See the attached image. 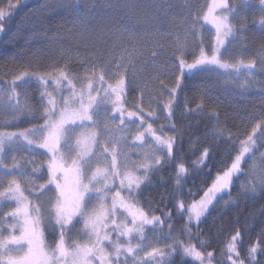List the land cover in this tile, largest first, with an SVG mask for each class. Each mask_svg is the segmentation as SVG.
<instances>
[{"label":"snow or ice","instance_id":"snow-or-ice-1","mask_svg":"<svg viewBox=\"0 0 264 264\" xmlns=\"http://www.w3.org/2000/svg\"><path fill=\"white\" fill-rule=\"evenodd\" d=\"M20 6L21 0H15V3L13 0H0V32L4 31L3 21L10 18ZM247 6L248 0H240L239 3L214 0L208 6V12L205 13L204 19L210 20L211 24L215 26L216 32L215 43L210 45L211 54L209 55L203 47H200L203 44V40H200L196 45L199 54L197 55L195 49L189 53L194 57L193 61L188 63L181 58L176 64V70L180 75L176 77V87H173L169 92L172 99L162 106L167 113L165 119L172 115L175 107V94L181 86L182 78H188L190 74L194 75L196 72L219 69L228 72L255 68V61L244 64L241 60L229 64L221 59L227 51L225 40L228 37L235 39L237 32L247 29V16L244 14ZM258 6L261 13L259 24L264 26V0H258ZM123 7L126 12L125 17L120 21L119 34L111 33L116 41L114 48L119 46L122 50L121 59L116 64L115 72L113 73L112 62L104 65L103 71L99 75H96L94 71L97 66L95 61L85 68V71H88L89 68L93 69V77L99 82V88L89 82L86 92L82 88L77 93L72 87V82L67 81L70 95L67 97L59 95L58 98H53L50 93L42 94L40 97L42 111L38 114L34 113L27 104L24 109H21L18 101L7 105V107L20 112L21 115L27 113L37 123L22 132L0 133V167L7 169L9 173L20 167L21 175L31 177L33 173L39 172L41 175L46 174L48 179L45 183L30 184L28 196L24 195L20 183L15 179L8 181L4 191L0 192V197H8L16 204V207L10 212L0 214L3 216V219H0V264H130V262L131 264H151L152 261H159L160 264H176L177 256L181 258L180 264H189L184 259L185 257L193 258L198 264H205V261L207 264H212L215 259L213 252L201 250L208 247V243L206 240L200 239L203 232L199 228V223L193 225V220L202 222V217H205V214L210 211V207H214V198L217 197V194L236 186L234 180L239 175L245 174L241 163L246 154H252V149L256 146L254 134H257V129L260 130L261 143L264 144V120L259 121L252 128V134L240 141L239 154L232 160L231 165L222 171V174L218 173L215 176L211 186L204 191V195L199 201H193L190 205L184 202L176 205L179 215H183L181 209L187 212V219L179 231L190 240L193 237L191 229L196 227V238L199 240L200 247L186 245L183 241L173 239L163 249L152 248L151 252L145 253L146 258L138 256L137 253L143 251L146 239L144 236L145 226L163 224V221L158 216L149 219L143 209L135 207V203H139V198L144 196L146 203L151 208L152 201L147 199L144 192V189L151 184L149 172L162 169L165 165L171 166L175 160L174 147L177 152L180 151L179 144L182 143V140L178 138L163 139L156 136L152 125L148 124L146 131L153 134L156 151L164 153L165 156L161 159L153 155L151 164L142 163L139 166H134L137 167V170L144 172V176L141 178L130 172L121 174L117 165L119 153L115 149L109 151V148L101 143V133L89 132L85 135L83 132H77V128L86 126L88 122H91L95 127L102 125L105 131H109L107 121L115 120L116 114H119L121 121L119 127H123L125 123V110L118 107L124 103L121 97L125 91V80L121 77L115 87L109 85L105 88L103 87L104 78L109 74L119 75L121 70L126 68L125 61H127V65H133L136 59H142L137 56L138 53L143 52L139 46L141 33L136 25L129 27L128 23L135 19L137 25L142 27L143 23H147V21H141L135 12L137 5L131 0ZM216 9L225 15H215ZM230 16L239 18V27L229 22ZM172 23L174 24L175 20ZM195 23L194 19L192 24L195 25ZM253 23H256L255 19ZM153 27L156 26L153 25ZM101 38L105 39L106 37L101 34ZM176 47L177 50H182L186 44H181L177 38ZM95 52L98 58L103 57V49L98 48ZM151 55L154 58L156 52H152ZM258 55L261 71H264V37H262ZM16 79L21 80L22 77ZM61 80H66L65 73L62 71L59 73L57 83ZM132 82L134 81H130V83ZM14 86L15 81L12 85L13 89ZM93 91H96L98 95L93 96ZM85 96H87L86 102ZM113 96L115 99L110 100L109 98ZM14 97L15 92L13 91V97L9 99L12 100ZM76 105L78 106L71 107ZM109 107L112 110L111 115L108 111ZM135 107H137V111L128 112L127 117H137L142 111L138 106ZM149 115L152 116L154 113H149ZM14 118L19 119V116ZM139 119L144 121L142 115L139 116ZM39 121H43V123H39ZM141 126L143 125L141 124ZM162 129L163 126L159 130L162 131ZM172 130L175 131L174 128ZM20 138L26 141V146L33 152L44 149L46 154H51L47 161L46 173L41 172L42 164H33L31 173L27 172L26 167L17 165L15 156H12L11 166L3 164L2 154L6 150H11L10 147L6 149V144L10 146L14 140ZM115 139L113 134L108 143H112ZM135 139L143 141L144 134L137 135ZM92 145H96L98 153L93 151ZM62 149L63 153H61ZM73 153H75L74 156ZM64 154L72 157L70 167L61 162ZM58 155H60V159H57ZM208 155L209 152L205 149L200 162ZM261 158L264 159V153H261ZM94 160L95 168H93ZM101 162L107 166L100 167ZM29 163L30 161L25 159L24 165ZM123 166L126 168L127 162H124ZM184 172L185 168L181 164L176 172L177 188L181 187L180 181L183 178L181 174ZM254 172L255 162L249 166L248 174L252 175ZM210 174L209 171L207 175ZM243 188L241 194L245 196L255 195L257 191L264 194V170L261 171L258 181L257 177L252 175V180L246 183ZM122 193H127L129 199L135 203L126 201ZM228 194L230 195V192ZM189 195L195 194L189 189ZM29 196L32 197V200L29 199ZM109 199L111 203L106 206ZM96 204H99L100 208H97ZM126 213L131 217L132 227H128L127 223L118 222L121 216L127 219ZM164 215L168 220L172 219L170 213H164ZM9 219L14 222L7 223ZM169 230L171 231V226H169ZM5 233L8 234L5 235ZM133 233H136L137 236L133 237ZM260 235L264 237V227L261 228ZM74 237H86L87 242L80 243ZM133 238L139 239V243L133 245L131 243ZM125 239L127 242L122 243L121 241ZM240 243H242L241 233L236 230L226 243L227 258L218 261L217 264H245V259L248 264H262L256 258L258 252L264 255V248L260 246L259 242L245 249V259H241L238 251L237 246ZM109 248L111 251H108ZM221 251L223 254L225 249Z\"/></svg>","mask_w":264,"mask_h":264},{"label":"trees","instance_id":"trees-1","mask_svg":"<svg viewBox=\"0 0 264 264\" xmlns=\"http://www.w3.org/2000/svg\"><path fill=\"white\" fill-rule=\"evenodd\" d=\"M254 1L257 0L250 2ZM85 2L88 3L83 4ZM110 4L109 0H21V6L10 18L3 21L4 31L0 32V88L13 92L22 84L28 106L36 114L42 111L40 84L36 79L29 77L59 69L64 73L68 71L80 75L93 61L96 65L102 63L115 44L111 33L115 30L119 11L115 12ZM233 18L231 19L237 21ZM254 19L255 17H250L246 21L249 42L247 52L252 56L249 58L256 63L259 60V51L256 49L258 37L251 39L249 31L255 29L259 33L261 29L253 23ZM166 30L171 33L170 36L186 37V31L177 22L167 24ZM101 34L106 38L102 39ZM147 36L150 40L156 38L153 25L147 30ZM200 40L196 38L197 42L192 44L188 40L186 47L180 52H173L177 56L173 57L170 67H161L162 72L159 69L158 74H152L153 81L161 79V83L176 87L175 80L180 75L176 64L181 58L191 63L194 57L189 53L195 49L197 55L199 54L196 45ZM205 41L209 42L208 39ZM205 41L200 47L209 54L210 44L207 50ZM98 48L104 50L102 58L96 55L95 50ZM260 48L261 46L259 50ZM227 73L219 69L196 72L188 78H182L181 86L175 94V107L169 117V124L163 126L162 131L159 130L162 125L157 123L156 116L152 115L156 133L162 137L169 135L170 138L182 140L179 144L180 151L177 152L174 147L175 160L171 166L165 165L162 169L149 172L151 184L144 192L147 199L152 201L151 208L144 196L139 198L138 203L148 210L149 217L158 216L163 221V224H154L152 228L163 248L173 239L200 247L196 238V227L191 229L193 237L190 240L179 231L187 219V212L181 209L183 215H179L176 205L180 202L190 205L193 201H199L215 176L222 174L239 154L240 141L252 134V128L264 120V103L254 98L257 96L254 92L233 84ZM262 75L264 76V73ZM17 77L24 78L17 80ZM156 77L157 79H154ZM62 88L69 90L66 85ZM136 92V87H131L130 99H134ZM34 123L37 121L25 113L19 119L7 120V123L4 122L0 127L26 130ZM259 132L257 129L254 138H259L260 142L252 154H246L242 160L241 167L245 174L234 180L236 186L217 194L214 207H210V211L202 217V222L193 220V225L199 223L203 232L200 239L208 243V247L201 250L214 253L212 264L227 258L226 243L236 230L241 233L242 243L237 246L241 259H245V249L252 244L259 242L264 248V237L260 235V230L264 227V194L259 191L255 195L241 194L243 186L252 180V176L247 174L250 162L253 159H262L261 153H264V144L261 143ZM205 149L209 155L200 162ZM181 164L185 172L181 174V187L177 188L176 172ZM209 171L211 174L207 175ZM189 189L195 195H189ZM164 213H170L172 219L168 220ZM151 227L152 225L148 229ZM148 229L144 231V236ZM222 249H225L223 254ZM256 258L264 264V255L258 252ZM175 259L176 264H180L181 258L177 256ZM184 259L189 264H198L191 257ZM245 264H248L246 259Z\"/></svg>","mask_w":264,"mask_h":264},{"label":"rangeland","instance_id":"rangeland-1","mask_svg":"<svg viewBox=\"0 0 264 264\" xmlns=\"http://www.w3.org/2000/svg\"><path fill=\"white\" fill-rule=\"evenodd\" d=\"M85 1V0H82ZM97 1V0H94ZM110 5L114 8L115 12L119 11L117 15V20L115 24V30L113 32H117L119 34V29L121 27L120 21L125 17L126 9L123 7L129 0H109ZM252 0H248V6L244 11V14L247 16V20L250 17H255L256 23L261 31L259 33L255 29H251L249 31L250 38L258 37L256 42V49L259 51V46L262 45V37H264V26L259 24V19L261 16L260 9L258 6V0L254 2H250ZM131 2L135 3L137 7L135 8L136 14L141 18V21H147V23H143V26H139L136 23V20L133 19L128 23L129 27L134 25L137 26V29L140 31V48L143 49L142 53H138V58L134 61L133 65H127V61H125L126 68L122 69L119 75L109 74L104 78L103 87L107 88L109 85L113 87L116 86L117 81L123 77L125 80V91L121 99L124 101L118 107L124 109V115L126 117L125 123L123 127H119L121 121L119 119V114L115 120H108L109 131H105L103 126L95 127L88 122V124L82 128H77V132H83L85 135L89 132H97L102 134L101 143L105 144L109 151L115 149L119 155L117 156V165L121 174L124 172H130L135 176H139L143 178L144 172L142 170H137V167L142 163H152V156L155 155L159 158L165 156L164 153L156 151L155 138L151 132H147L146 129L148 124L152 125V129L155 132L153 127L154 118L150 116L147 111L150 113H154V116L157 118V123H160L162 126H167L169 124V118L165 119L167 113L163 110V105L167 104L172 97L169 95L170 90L173 88L171 85H165L161 83L159 80L153 81L152 74H158L157 71L161 67H170V63L172 62L173 57L177 56L173 52H180L177 50L176 41L179 38L181 44H187L188 40L193 43H196V38L209 40L205 41V45L207 50H209V44L212 45L215 43L216 32L215 26L211 24L210 20H205L204 15L208 12V6L214 2V0H131ZM218 2V0H217ZM240 0H228V3H239ZM85 2L83 4H86ZM253 7V8H252ZM215 15L221 16L225 15L219 9H216ZM232 16L229 17V22L239 27L240 20L236 17L237 21L231 19ZM196 20L195 25L192 24L193 20ZM178 23V25H182V29L186 31V37L180 38L179 36H170L166 30L167 24H173L172 21ZM187 21V23H185ZM151 25H155L154 27L156 38L154 40H150L147 36V30L150 29ZM159 32V34H157ZM259 35V36H258ZM113 42L116 43L115 37H113ZM126 39V37H125ZM225 45L227 47V51L225 55L221 57V59L229 64L236 63L237 61H243L244 64H248L251 61H254L252 57L247 51L249 47L248 42V30L246 29L243 32H237L235 35V39L232 37H228L225 40ZM127 46V45H126ZM112 51L108 52V54L104 57V61L102 63H98L96 68L94 69L96 75H99L108 62H112L113 73L115 72L116 64L121 59V48L116 46ZM224 51V49H221ZM156 52V56L153 58L151 53ZM211 53H209L210 55ZM230 61H228V60ZM225 72L223 69H221ZM62 69H59L54 72H49L43 75H36L34 77H29L36 79L39 82V87L41 91V95L44 93H50L53 98H58L59 95H63L67 97L70 95L69 90H65L62 88L63 85L69 87V84L61 80L57 83V78ZM162 72V70L160 69ZM264 71H261L260 60L255 63V68L251 70H241V71H228V75L231 78L233 84L237 87L247 90L249 92H254L257 96L254 98L264 103V76L262 75ZM66 80L71 81L72 87L75 88L76 92L79 93L83 88L85 92L87 91V85L91 82L95 87L99 88V82L93 77V69L89 71H85L83 74L75 75L71 72H65ZM160 77V75H159ZM24 77H22L23 79ZM154 79H157L154 78ZM130 81H134L130 83ZM109 83V84H108ZM131 87H136L137 92L134 99H130V89ZM15 97L10 100V97H13V92H9L6 89L0 88V126L4 124L5 121L9 119H15L14 117L22 115L20 112L13 110L12 108L7 107L9 103L19 102L21 109H24L25 104L27 103L26 91L24 86L21 84L20 87H16ZM93 96H97L98 93L96 91L92 92ZM47 99V97H45ZM111 99H115V97H110ZM87 100V96H85V102ZM71 106V107H77ZM142 111L139 112L137 117H127L128 112H136L137 107ZM109 114H112L111 107L108 109ZM142 115L144 117V121H140L139 116ZM134 121V122H133ZM141 124L143 126H141ZM24 130H11L9 128L0 127V133H18ZM115 135L116 139L112 143H108L109 138L112 135ZM144 134L143 141H136L135 137L137 135ZM156 136H160L163 139H169V135L161 136L160 134L155 132ZM254 137L256 135L254 134ZM256 141V146L260 142L259 138H254ZM154 140V141H152ZM256 146L252 149V152L255 150ZM10 147V151L6 150L3 156V164H7L9 166L12 165V156L16 157V163L18 166L26 167L27 172L31 173L33 164L40 165L41 172H45L47 170V161L50 159L51 154H46V150L38 149L33 152L29 147L26 146V141L23 138L18 140H14L12 144L9 146L6 144V149ZM93 151L98 153V149L96 145H92ZM63 153V149L61 150ZM73 156L75 153L72 154ZM248 155V154H247ZM60 155H58L57 159H60ZM71 156L67 154L63 155L62 163H65L66 166H71ZM27 159L30 161L26 166L24 165V161ZM110 159V157H109ZM127 162V167L123 166V163ZM255 162V172L252 175H255L257 179H259L260 173L264 170V159H253L250 162V165ZM249 165V166H250ZM100 167H106L107 165L104 162H101ZM96 167L95 160L93 161V168ZM249 167L247 168L248 174ZM249 175V174H248ZM249 175V176H252ZM17 180L21 189L24 191V195L28 196V189L30 184H40L45 183L48 179L47 175H41V173H33L31 177L26 175H21L20 167L14 169L11 173L8 172L7 169L0 167V192L4 191V187L7 186L8 181ZM115 189L113 190V192ZM125 200L129 203H135L130 200L127 193H122ZM29 199L32 200V197L29 196ZM110 199L107 200L106 206L110 205ZM97 208H100L99 204L95 205ZM16 207L15 201L11 200L8 197H0V214L10 212L12 209ZM135 207L143 209L149 219L147 211L141 207L138 203H135ZM127 219L124 216L119 217L118 222L127 223L128 227H132L131 217L125 214ZM0 219H3V216L0 215ZM11 219L7 220V223H12ZM151 225H146L145 230H147ZM153 226L148 229L147 233H145L146 239L144 240L143 251L137 253L140 257H145V253L151 252L152 248L163 249V246L160 245L159 240L156 237V234L153 231ZM144 230V231H145ZM8 233H5L7 235ZM133 237H136L137 234L133 233ZM80 243H86V237H74ZM114 238V237H113ZM122 243H126L127 240H122ZM133 245L139 243V239L133 238L131 240ZM150 245V246H149ZM108 251H111L109 248ZM146 258V257H145ZM131 264V262H130ZM151 264H160L159 261H152Z\"/></svg>","mask_w":264,"mask_h":264}]
</instances>
